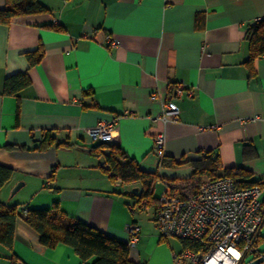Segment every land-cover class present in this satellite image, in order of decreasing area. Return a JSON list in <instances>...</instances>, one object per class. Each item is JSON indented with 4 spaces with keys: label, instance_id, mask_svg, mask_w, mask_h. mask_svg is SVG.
Returning a JSON list of instances; mask_svg holds the SVG:
<instances>
[{
    "label": "crops",
    "instance_id": "1",
    "mask_svg": "<svg viewBox=\"0 0 264 264\" xmlns=\"http://www.w3.org/2000/svg\"><path fill=\"white\" fill-rule=\"evenodd\" d=\"M38 1L49 13L0 24V165L14 171L0 202L27 209L56 205L67 217L126 243V226L136 223L141 232L129 258L145 264L143 211L130 213L134 198L128 195L143 187L111 182L101 169L104 157L91 154L99 143L86 135L114 117L110 144L140 170L157 171L158 180L179 185L191 172L186 163L208 151L219 154L224 168L264 179V56L250 76L245 41L248 26L264 17V0ZM109 36L120 45L108 46ZM40 48L41 61L30 67L26 54ZM17 73H27L29 86L17 96L4 94L6 78ZM178 83L193 97L177 98ZM169 102L179 108L176 121L159 119ZM158 133L165 136L162 155L154 149ZM46 135L55 143L36 150ZM161 156L181 165L159 168ZM12 251L22 264L93 262L82 261L68 245L41 246L22 220ZM175 252L166 246L161 264H174ZM0 264H11L1 245Z\"/></svg>",
    "mask_w": 264,
    "mask_h": 264
},
{
    "label": "trees",
    "instance_id": "2",
    "mask_svg": "<svg viewBox=\"0 0 264 264\" xmlns=\"http://www.w3.org/2000/svg\"><path fill=\"white\" fill-rule=\"evenodd\" d=\"M49 13V10L38 0H5L4 8L0 9V24L9 25L10 22L21 16ZM52 28V27H50ZM61 31L60 28H53ZM245 41L248 45V59L246 66L249 75H254L253 64L255 60L264 56V17L250 24L245 33ZM43 57L40 49L27 53L29 66L37 65ZM30 84L27 73H17L6 78L3 93L17 96L20 91ZM55 139L44 136L36 147V150H45L55 143ZM67 145L66 142H57V146ZM18 149H25L18 147ZM245 152V151H244ZM94 156H103L104 165L101 167L104 174L111 182L118 180L125 184L140 183L143 187L140 193H130L134 203L138 204L142 199L153 200V185L160 177L159 173H146L138 168L134 159L130 158L122 149L110 143H99L91 148ZM190 166L192 178L217 179L230 178L239 189L254 186L263 190L264 179L256 178L243 168H224L219 154L208 151L199 158L186 163ZM178 164L173 158L163 156L159 162V168L173 169ZM13 169L0 165V191L12 179ZM53 178V175L50 176ZM264 207V196L262 198ZM22 220L29 228L38 234L39 243L47 249H53L58 244L72 247L76 255L84 262L93 259L92 264H138L129 258L130 248L128 243L118 241L101 231L88 226L82 221L67 217L58 206L50 209H27L18 205H5L0 202V245L10 252L11 264H19L18 258L13 254L12 248L15 240L16 223ZM264 241V234H259L257 246ZM183 247L195 248L190 243H181ZM195 250V249H194ZM260 254L264 251L258 249Z\"/></svg>",
    "mask_w": 264,
    "mask_h": 264
},
{
    "label": "built area",
    "instance_id": "3",
    "mask_svg": "<svg viewBox=\"0 0 264 264\" xmlns=\"http://www.w3.org/2000/svg\"><path fill=\"white\" fill-rule=\"evenodd\" d=\"M110 47L120 42L107 37ZM177 98L193 97L192 89L185 85H174ZM179 108L174 102L164 106L162 121H176ZM118 117L100 123L86 131L93 142L110 143L116 129ZM165 143L163 133L154 138V149L162 155ZM162 157V156H161ZM161 193L151 202L142 199L129 206L131 214L136 208L154 211V224L162 239H178L195 246L183 247L173 254L174 264H247L259 258L257 238L264 223L263 190L257 186L245 189L236 187L230 178H205L194 190H183L168 180L159 179ZM128 246L134 249L139 241L141 229L138 224L126 226Z\"/></svg>",
    "mask_w": 264,
    "mask_h": 264
},
{
    "label": "rangeland",
    "instance_id": "4",
    "mask_svg": "<svg viewBox=\"0 0 264 264\" xmlns=\"http://www.w3.org/2000/svg\"><path fill=\"white\" fill-rule=\"evenodd\" d=\"M191 170V168H190ZM192 174V170L190 172L189 177L184 181H177L176 184H179L180 187L183 188V190L191 191L196 188V186L205 179L203 178H192L190 179ZM153 196H159L161 193V188L154 186L153 189ZM139 217L141 219V225L143 224V233L147 236L146 238V250L144 251V258L142 259V262L145 264H161L163 263V254L165 252L166 246H173L174 249L181 251L182 244L181 241L178 239H171V240H165L162 239L154 226L152 221V214L150 209L143 212H138ZM141 229V228H140ZM155 234L156 237L150 236V234ZM261 233L264 234V227L261 229ZM144 237V235H143ZM264 248V241L259 245V249L261 250Z\"/></svg>",
    "mask_w": 264,
    "mask_h": 264
},
{
    "label": "water",
    "instance_id": "5",
    "mask_svg": "<svg viewBox=\"0 0 264 264\" xmlns=\"http://www.w3.org/2000/svg\"><path fill=\"white\" fill-rule=\"evenodd\" d=\"M22 186V183H18L14 188H13V191L12 193H15L16 191H18V189ZM264 262V254H262L259 258L251 261L250 263H247V264H261ZM19 264H22V263H19Z\"/></svg>",
    "mask_w": 264,
    "mask_h": 264
}]
</instances>
